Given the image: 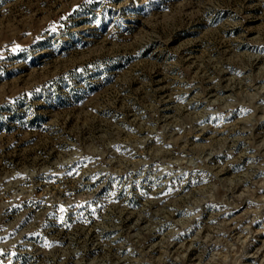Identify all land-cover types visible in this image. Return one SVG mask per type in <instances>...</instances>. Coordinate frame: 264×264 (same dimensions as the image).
<instances>
[{
	"label": "rangeland",
	"instance_id": "obj_1",
	"mask_svg": "<svg viewBox=\"0 0 264 264\" xmlns=\"http://www.w3.org/2000/svg\"><path fill=\"white\" fill-rule=\"evenodd\" d=\"M0 264H264V0H0Z\"/></svg>",
	"mask_w": 264,
	"mask_h": 264
}]
</instances>
